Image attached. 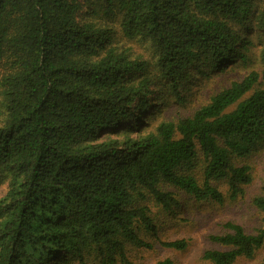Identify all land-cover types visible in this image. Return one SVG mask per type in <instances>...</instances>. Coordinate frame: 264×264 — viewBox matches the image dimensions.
I'll use <instances>...</instances> for the list:
<instances>
[{"label": "trees", "instance_id": "obj_1", "mask_svg": "<svg viewBox=\"0 0 264 264\" xmlns=\"http://www.w3.org/2000/svg\"><path fill=\"white\" fill-rule=\"evenodd\" d=\"M252 30L264 32V0H0V264H133L127 247L155 235L146 202L179 205L164 187L222 204L221 181L243 197L253 179L236 162L264 146V41ZM255 58L259 70L189 116H160L192 78ZM199 157L203 183L190 172ZM253 205L264 213V197ZM225 229L210 238L225 249L204 254L212 264L264 245V219L253 235Z\"/></svg>", "mask_w": 264, "mask_h": 264}, {"label": "rangeland", "instance_id": "obj_2", "mask_svg": "<svg viewBox=\"0 0 264 264\" xmlns=\"http://www.w3.org/2000/svg\"><path fill=\"white\" fill-rule=\"evenodd\" d=\"M247 38L255 46L264 41V32L252 30L246 34ZM138 45V44H137ZM138 47V48H137ZM135 46L134 51H143L151 56L147 44ZM253 48L251 51L253 52ZM251 52V53H252ZM261 65L258 59H253L244 66L241 62L231 64L221 74L215 73L211 79L194 77L189 81L181 93L185 102L179 103L176 99L170 100L167 104L159 105L160 116L166 119L189 116L195 109L199 108L208 97L222 88L227 87L234 81H240L249 72L259 70ZM194 76L195 71L190 70ZM149 102L153 101L151 98ZM143 112L140 119H134L122 125V129L138 125L144 121L148 122L149 113ZM159 118V117H158ZM239 166H248L251 169L252 183L245 187L243 197L236 200L228 198V187L225 182H212L225 197L222 204L213 201L199 202L186 195L183 191L171 187H164L173 193L179 202L171 212H165L157 206L153 200L146 203L151 209L155 235L143 232L142 239L151 245V248L129 245L127 256L133 264H156L159 261L171 260L172 264H212L204 259L207 251H222L223 248L211 241V236H222L229 233L225 225L233 223L241 226L247 234H256L263 227L264 213L260 212L253 205L257 197H264V146L259 147L248 158L237 160ZM190 171L195 175L199 183H203V161L201 157L194 163ZM6 193L5 186H0V198ZM185 240L188 248L184 251H175L163 247L165 242ZM88 264H100L98 261L88 260ZM116 264H121L117 262ZM234 264H264V245L258 249L253 258L241 257Z\"/></svg>", "mask_w": 264, "mask_h": 264}]
</instances>
